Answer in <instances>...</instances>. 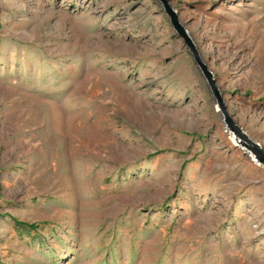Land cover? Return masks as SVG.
<instances>
[{
    "label": "rangeland",
    "instance_id": "rangeland-1",
    "mask_svg": "<svg viewBox=\"0 0 264 264\" xmlns=\"http://www.w3.org/2000/svg\"><path fill=\"white\" fill-rule=\"evenodd\" d=\"M165 3L264 152V0H0V264H264V165Z\"/></svg>",
    "mask_w": 264,
    "mask_h": 264
},
{
    "label": "water",
    "instance_id": "water-1",
    "mask_svg": "<svg viewBox=\"0 0 264 264\" xmlns=\"http://www.w3.org/2000/svg\"><path fill=\"white\" fill-rule=\"evenodd\" d=\"M165 9L167 14L170 17V21L172 26L174 27V29L176 31H178L180 33L181 36L184 37L185 42L187 43V45L190 48V51L193 54V58L195 63L198 65V67L200 68V71L202 73V75L204 76V78L206 79L211 92L213 94V96L215 97L219 107L222 110V113L225 116V123L228 127V129L233 132V134L235 136H237L239 139L243 140V144L249 149V151L253 154V156L255 157V159L257 160V162L261 163L264 165V152L263 150L253 141H251L245 133L240 131V128L238 126H236L232 119L230 118V116L226 113L225 111V106L224 103L222 102V99L220 97V93L218 91V89L215 86V79L213 78V75L211 73V71H209L206 67V65L201 61L200 56L194 46V44L192 43V41H190L189 37L184 33L182 27L180 26V24L178 23V20L176 18V15L174 14V12L168 7V5H166V3L164 4ZM237 138V139H238Z\"/></svg>",
    "mask_w": 264,
    "mask_h": 264
},
{
    "label": "bare ground",
    "instance_id": "bare-ground-1",
    "mask_svg": "<svg viewBox=\"0 0 264 264\" xmlns=\"http://www.w3.org/2000/svg\"><path fill=\"white\" fill-rule=\"evenodd\" d=\"M236 140V139H235Z\"/></svg>",
    "mask_w": 264,
    "mask_h": 264
}]
</instances>
